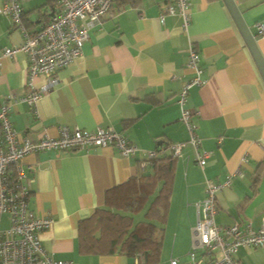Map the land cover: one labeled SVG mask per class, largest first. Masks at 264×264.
<instances>
[{
  "label": "crops",
  "instance_id": "crops-1",
  "mask_svg": "<svg viewBox=\"0 0 264 264\" xmlns=\"http://www.w3.org/2000/svg\"><path fill=\"white\" fill-rule=\"evenodd\" d=\"M2 0H0L1 5ZM264 57V0H234ZM186 31L175 15L159 16L164 0H114L100 22L88 31L82 55L54 74V83L31 107L21 101L27 88L26 58L22 53L3 57L4 48L22 42L20 31L0 14V101L9 106V120L18 135L37 141L55 137L57 128H97L121 133L138 148L122 157L112 147L43 151L26 155L21 165L32 180L28 208L51 220L38 234L43 248L56 260L72 264H132L120 254H82L77 225L105 206L106 191L140 172L151 171L147 151L167 154L168 145L188 138L180 120L179 94L192 77L186 69L188 47L198 53L197 65L205 82L192 86L184 107L209 153L201 169L193 149L186 146L175 158L166 219L162 225L158 262H188L194 204L204 196L205 182L230 183L216 193L215 224L256 230L264 217V80L222 0H189ZM57 9L56 0H25L23 24L30 31ZM35 87L47 84L44 77ZM8 226L7 215L0 228ZM240 264H264V248H240Z\"/></svg>",
  "mask_w": 264,
  "mask_h": 264
},
{
  "label": "built area",
  "instance_id": "built-area-1",
  "mask_svg": "<svg viewBox=\"0 0 264 264\" xmlns=\"http://www.w3.org/2000/svg\"><path fill=\"white\" fill-rule=\"evenodd\" d=\"M25 0H2L0 14L11 21L13 29L20 31L22 42L13 47L4 48L3 57H13L22 53L26 58V92L20 99L27 103L34 115L35 106L42 95L54 83L57 70L67 67L82 55V46L88 38V31L97 25L114 0H56L57 9L38 30L30 32L23 24L22 4ZM165 7L159 16L181 18L186 31L189 23V0H164ZM257 34L264 37V24L256 25ZM198 53L189 45L186 69L192 77L184 82L178 98L180 120L184 124L188 138L186 141L168 145L170 155L175 159L182 150L189 146L193 149L196 164L203 169L209 153L200 151V139L196 126L192 122L194 112L184 107L186 95L192 86H201L205 80L197 65ZM44 77L47 84L37 88L33 81ZM9 106L0 101V218L7 215L8 226L0 228V264H72L70 261L56 260L43 248L38 234L50 227L51 220L35 215L28 208L32 180L28 179L21 161L28 154L43 151L80 150L88 147H112L122 157L135 155L138 148L130 143L121 133L112 129L97 128L84 131L77 127L60 126L57 135H44L37 141L20 137L12 126ZM160 151H147L146 159H155ZM146 162L140 163L144 168ZM224 183L205 182L203 198L194 204L196 222L192 229L191 247L187 253L186 264H240L234 255L240 248H264V217L258 229L250 224L240 227L237 223L229 227L215 224L217 211L216 193L228 186ZM132 264H141L139 257ZM168 264H179L178 259H170Z\"/></svg>",
  "mask_w": 264,
  "mask_h": 264
},
{
  "label": "trees",
  "instance_id": "trees-1",
  "mask_svg": "<svg viewBox=\"0 0 264 264\" xmlns=\"http://www.w3.org/2000/svg\"><path fill=\"white\" fill-rule=\"evenodd\" d=\"M174 162L169 152L146 160L150 172H140L106 191L105 206L77 225L79 252L120 254L130 259L139 257L141 264L157 263ZM140 212L142 217L135 222L133 216Z\"/></svg>",
  "mask_w": 264,
  "mask_h": 264
},
{
  "label": "water",
  "instance_id": "water-1",
  "mask_svg": "<svg viewBox=\"0 0 264 264\" xmlns=\"http://www.w3.org/2000/svg\"><path fill=\"white\" fill-rule=\"evenodd\" d=\"M222 1L224 2L226 8L228 9L236 28L241 34L242 39L246 47L248 48L253 58V61L262 77V80H264V57H262L258 49L254 36L248 29L245 21L242 18L240 11L235 5L234 0H222ZM50 16H52V13L50 14Z\"/></svg>",
  "mask_w": 264,
  "mask_h": 264
},
{
  "label": "rangeland",
  "instance_id": "rangeland-1",
  "mask_svg": "<svg viewBox=\"0 0 264 264\" xmlns=\"http://www.w3.org/2000/svg\"><path fill=\"white\" fill-rule=\"evenodd\" d=\"M142 213L143 212H140V213H138V214H136V215L133 216L135 222L138 221V220H140V218L142 217Z\"/></svg>",
  "mask_w": 264,
  "mask_h": 264
}]
</instances>
